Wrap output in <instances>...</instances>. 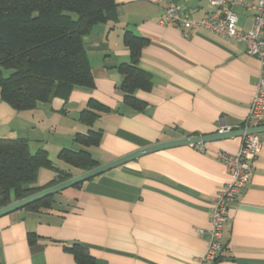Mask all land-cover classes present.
Returning <instances> with one entry per match:
<instances>
[{
    "label": "crops",
    "instance_id": "1",
    "mask_svg": "<svg viewBox=\"0 0 264 264\" xmlns=\"http://www.w3.org/2000/svg\"><path fill=\"white\" fill-rule=\"evenodd\" d=\"M114 1L116 22L83 39L93 88L76 87L33 112L0 106L18 120L9 137L36 131L54 162L61 149L75 148L76 134L100 131L98 146L87 148L98 167L161 143L240 130L259 74L244 45L203 29L185 38L179 28L159 25L164 0ZM168 1L192 11L193 19L216 10L212 0ZM235 12L236 28L248 31L251 14L240 7ZM125 31L145 40L138 66L150 75L151 87L133 93L143 102L139 108L119 89L117 67L131 56ZM90 100L107 108L91 128L79 122ZM258 138L249 183L228 208L217 264H264V132ZM241 140L197 144L202 151L183 145L149 153L58 193L50 211L21 209L0 217V264H79L65 249L74 243L86 249L91 264H195L207 248L212 203L230 181L216 154L236 155ZM44 170L39 187L56 176ZM73 171V177L81 174Z\"/></svg>",
    "mask_w": 264,
    "mask_h": 264
},
{
    "label": "trees",
    "instance_id": "2",
    "mask_svg": "<svg viewBox=\"0 0 264 264\" xmlns=\"http://www.w3.org/2000/svg\"><path fill=\"white\" fill-rule=\"evenodd\" d=\"M116 20L114 0H0V101L20 114L48 105L53 98H66L76 87L93 88L83 39L95 27ZM123 40L131 56L129 63L117 67L122 75L119 89L124 101L139 108L143 102L133 93L151 87L150 75L138 66L145 40L130 31L124 32ZM106 110L90 100L80 112L79 122L91 128L99 118L97 112ZM100 137L101 132L93 130L85 135L76 134L75 148L61 149L56 157L66 167L55 165L42 147L32 153L27 138L0 137V209L69 180L73 170L82 173L96 168L98 163L87 148L98 146ZM40 169L56 174L41 187L37 185ZM56 195L23 210L50 211ZM33 239L28 234L29 244ZM65 249L79 264H91L93 260L77 243Z\"/></svg>",
    "mask_w": 264,
    "mask_h": 264
},
{
    "label": "built area",
    "instance_id": "3",
    "mask_svg": "<svg viewBox=\"0 0 264 264\" xmlns=\"http://www.w3.org/2000/svg\"><path fill=\"white\" fill-rule=\"evenodd\" d=\"M210 3L216 8L214 12L200 19H193L192 11L184 12L179 5L164 0L163 17L159 25L177 27L185 38L196 30L203 29L223 39L242 43L246 55L257 60L259 74L248 115L241 130L264 126V0H212ZM238 7L251 14L252 23L248 31L236 28L238 16L235 9ZM195 147L200 151L204 150L202 146ZM260 149L258 134L253 133L242 136L236 155L231 156L224 152L216 154L217 160L225 165L230 181L212 203L207 248L204 254L195 260V264H217L224 250L222 235L227 223L229 205L236 202L249 183L253 163Z\"/></svg>",
    "mask_w": 264,
    "mask_h": 264
},
{
    "label": "water",
    "instance_id": "4",
    "mask_svg": "<svg viewBox=\"0 0 264 264\" xmlns=\"http://www.w3.org/2000/svg\"><path fill=\"white\" fill-rule=\"evenodd\" d=\"M264 132V126L255 128V129H248V130H227L226 128H223L222 131L214 134V135H209V136H201V137H190V138H183L180 140L176 141H171L167 143H161L158 145H154L148 148H145L143 150L136 151L132 154H129L125 157L119 158L115 161H112L108 164L98 166L92 170H89L87 172H83L80 175H77L75 177L70 178L67 181H64L60 184H57L53 187H50L46 190H43L35 195H32L26 199H23L21 201L14 202L10 204L9 206H6L4 208L0 209V217L6 216L8 214H11L13 212H16L18 210H21L25 208L28 205H31L35 202H38L42 199H45L47 197L56 195L58 193H61L62 191L72 188L76 185L82 184L86 181H89L97 176H100L114 168L120 167L130 161H133L135 159H138L141 156H144L149 153L157 152L160 150L168 149V148H173L177 146H183V145H197V144H204V143H209V142H214V141H219L222 139H227L235 136H240L242 137L243 135L246 134H260Z\"/></svg>",
    "mask_w": 264,
    "mask_h": 264
},
{
    "label": "rangeland",
    "instance_id": "5",
    "mask_svg": "<svg viewBox=\"0 0 264 264\" xmlns=\"http://www.w3.org/2000/svg\"><path fill=\"white\" fill-rule=\"evenodd\" d=\"M0 106L7 107L8 108V106L6 104H4L3 102H1V101H0ZM13 119L14 118H12L8 113H6L4 111L0 112V137H3V136L9 137V134H13L12 132H10V133L8 132L12 128H15V126H16L15 123H16V121L18 122V120L14 121ZM16 132H19V131H17V129H16ZM16 134H18V133H16ZM21 137H25V138H28L30 140V142H29V144H30L29 146L30 147L29 148H30V151L32 153L36 149H38L39 147H41L40 140H41L42 137H40L36 131L27 133L26 135H22ZM44 138H46V137H44ZM32 145L34 146L35 149L33 148ZM54 164L55 165H58V166H60V165L62 166L63 165L64 167H66V165L62 164L61 162L59 163V161L56 160L55 158H54ZM44 171H45L46 174L47 173L48 174L51 173L50 177H53V174L54 173L52 171L50 172L49 170H46V169Z\"/></svg>",
    "mask_w": 264,
    "mask_h": 264
}]
</instances>
